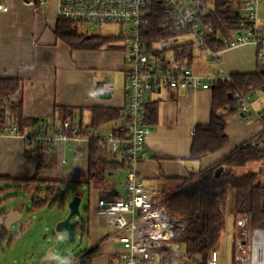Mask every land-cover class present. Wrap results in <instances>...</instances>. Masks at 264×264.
Instances as JSON below:
<instances>
[{
	"label": "crops",
	"instance_id": "crops-1",
	"mask_svg": "<svg viewBox=\"0 0 264 264\" xmlns=\"http://www.w3.org/2000/svg\"><path fill=\"white\" fill-rule=\"evenodd\" d=\"M0 3L8 7L6 11L0 9V78H19L21 83L20 89L4 100V120L14 122L11 111L13 102H22L23 116L45 123L42 127L48 129L62 124L56 117L57 106L76 109L77 120L82 121L84 128L90 122L91 107H115L122 110L125 101L124 81L130 68L126 49H72L54 32L59 21L58 0H47L44 3L36 0H0ZM213 7L214 0H211L209 10ZM256 23L259 32L264 35V2L260 4ZM237 32L239 30L231 32L228 37L220 34L219 38L229 39ZM177 43V46H181L180 52L186 54L178 57V53L171 49L165 54L168 60L183 58L197 74L203 76L217 71L218 63L211 59L208 52L194 50L190 38ZM186 44L188 46L184 51L183 46ZM189 50H192V58L187 54ZM259 61L258 45L246 42L224 50L220 65L226 74L232 75L255 72ZM104 80L111 84L112 95L109 99L99 95ZM214 85L210 89L198 90L164 88L150 95L147 103L156 104V119L146 139V158L139 161L138 171L145 185L153 190V196L164 199L178 189L184 178L217 165L238 145L250 142L262 131L263 121L254 115L244 118L238 111L236 100L216 110L227 123L229 142L226 146L215 153L198 158L192 156L196 126L208 124L211 119ZM263 93H250L255 110L264 109ZM113 122L116 125L119 123L118 120ZM104 125L99 130L103 131ZM89 149L90 140L84 136L63 141L48 151V167L40 172L39 178L56 181L58 185L59 182L74 180H83L89 184ZM110 152L116 161L121 162L125 158L121 151ZM70 161L71 167L62 169ZM37 164L38 151L23 138L7 134L0 136L1 175L28 179L36 173ZM113 173H108V176ZM125 181L126 176L121 191L106 190L104 195L94 193L93 203L86 207L88 217L84 232L88 235V250H100L92 264H123L120 256L123 246L116 239L118 236L114 235V228L109 225L107 218L97 212V203L101 198H112L121 193ZM223 232L224 229L222 240Z\"/></svg>",
	"mask_w": 264,
	"mask_h": 264
},
{
	"label": "built area",
	"instance_id": "built-area-1",
	"mask_svg": "<svg viewBox=\"0 0 264 264\" xmlns=\"http://www.w3.org/2000/svg\"><path fill=\"white\" fill-rule=\"evenodd\" d=\"M36 1L44 3L47 0ZM210 1L158 0L171 19L184 25L188 31L161 38L149 45L142 33L150 25L149 14L154 0H58L59 20L74 25H119L122 44L129 52L130 68L124 81L125 101L119 123L108 131L98 130L84 136L89 140L95 139L98 145H106L112 152H123L126 160L123 191L112 198H101L97 203V212L107 218L123 246L120 252L123 264L189 263L181 243L185 221L167 209L163 198L152 195L153 190L145 185L138 171L139 161L146 158L145 143L153 128L147 121L146 111L150 95L164 88L210 89L219 81H230L231 75L226 74L220 65L222 52L246 42L264 45V35L256 23L264 0H241L240 25L243 29L232 38L225 39L222 49H212L207 42L208 29L203 22ZM0 9L6 11L8 7L0 3ZM182 36L190 38L194 50L209 53L219 65L216 72L199 75L185 59H167L166 52L173 49ZM101 86L103 90L111 91L108 80H104ZM232 96L238 101V111L244 118L254 115L263 120L264 109H254L251 94L235 92ZM79 131L78 124L69 119L49 129L33 127L22 130L17 122L6 120L0 125V136H19L35 151L43 149L46 152L63 141L80 137ZM263 138L264 127L250 142ZM223 239L225 262L221 263L215 249L211 251L207 264H228L230 246L234 248L233 264H264V229L251 228L247 217H233L227 212ZM69 264H79V258L72 257Z\"/></svg>",
	"mask_w": 264,
	"mask_h": 264
},
{
	"label": "trees",
	"instance_id": "trees-1",
	"mask_svg": "<svg viewBox=\"0 0 264 264\" xmlns=\"http://www.w3.org/2000/svg\"><path fill=\"white\" fill-rule=\"evenodd\" d=\"M37 2V1H36ZM241 0H214V7L203 17L204 25L208 29L207 42L214 50L224 47V40L219 35L226 37L231 32L243 27L240 25L239 8ZM150 25L142 36L151 45L153 42L171 36L184 34L188 29L181 23L171 19L164 6L154 0L149 14ZM81 25L59 20L55 35L68 44L72 49H108L124 50L123 37L119 35H87L80 31ZM230 38V37H229ZM188 45L183 46L185 51ZM191 46V45H190ZM181 46H174L178 57L185 55L180 52ZM260 61L255 72L234 73L230 81H219L213 86L212 102L213 112L208 124L196 126L191 155L198 158L215 153L229 142V135L224 117L216 112L219 108L228 106L236 101L232 96L235 92L246 94L264 92V45L258 44ZM192 48V47H191ZM261 52H263L261 54ZM192 58V50L187 53ZM21 87L19 78H0V125L4 122V100L14 95ZM58 117L63 123L69 119L79 126V135L89 136L98 131L104 124L118 120L122 110L115 107L95 106L90 108V122L82 126V121L77 120L76 109L70 107H56ZM11 111L14 122H17L22 130L45 126V123L28 119L23 116L22 102H13ZM147 121L151 125L155 123L157 107L155 103H147ZM264 123V117H263ZM49 153L43 149L38 151V164L36 173L28 179H15L8 175L0 174V195L12 189L20 188L26 191L35 184H42L44 189L37 187L32 196L30 210H40L45 207H53L59 204L65 207V197L58 193V183L52 180L39 178L40 172L48 167ZM264 160V138L256 142H245L238 145L215 167L201 170L184 178L175 192L164 197L167 209L179 215L185 221V230L181 237V243L188 256V264H207L209 255L221 239L225 226V216L229 211L233 217L245 216L249 219L251 228L264 229V183L261 177L264 170L241 172V168L248 164ZM126 169L125 158L119 162L112 158V154L106 145H98V142L90 138L89 149V179L104 178L109 172L116 169ZM222 168L219 176L216 172ZM10 197V195H9ZM7 197V198H9ZM0 200L2 204L5 200ZM87 210V208H86ZM5 211H0L3 217ZM87 220L82 221L81 230L86 228ZM8 236V230L3 226L0 231V243ZM14 236L8 238L11 242ZM100 253L99 248L80 252L77 257L79 264H92Z\"/></svg>",
	"mask_w": 264,
	"mask_h": 264
},
{
	"label": "rangeland",
	"instance_id": "rangeland-1",
	"mask_svg": "<svg viewBox=\"0 0 264 264\" xmlns=\"http://www.w3.org/2000/svg\"><path fill=\"white\" fill-rule=\"evenodd\" d=\"M80 30L88 35H115L120 34L122 29L117 24H87L83 25ZM186 40H189V38H180L177 42ZM126 52L129 56V52ZM168 56H171V54H168ZM114 125H116L114 122L105 124L103 131H107ZM69 157L70 155H68V159ZM69 167H71V161L65 164L62 169L66 170ZM249 170H264V160L248 164L241 168V172H247ZM113 172L110 176L106 175L104 178L91 180L89 184L83 180H74L68 183L59 182L58 193L60 194V199L64 196L66 202L64 208H60L59 204H57L53 207H45L40 210H30L34 190L37 187L44 189L45 186L42 184H35L28 191L15 188L9 192L2 193L0 200H4L9 195L10 197L0 206V211L3 210L7 213L11 208H15L21 211L22 218L8 230V236H14L12 241L9 242V237H7L0 243V264H69L72 257L77 256L82 251L88 250L89 240L87 232L81 230L82 221L87 220L88 217V209L86 210V207L93 203L94 193L104 195L106 190H122L126 176L125 170L119 168ZM261 181L264 183V174L261 177ZM76 195H80L82 201L80 204V213L75 215L73 219L80 220V224L75 241H71L68 232L66 230L57 231L56 226L70 213L68 204ZM3 226L4 224L0 223V231ZM116 239H119V237H116ZM216 250L220 255L221 263L225 262L226 246L224 239L218 242ZM228 251L227 262L228 264H233V246H230ZM49 252H53L56 258L52 261H42V258Z\"/></svg>",
	"mask_w": 264,
	"mask_h": 264
},
{
	"label": "water",
	"instance_id": "water-1",
	"mask_svg": "<svg viewBox=\"0 0 264 264\" xmlns=\"http://www.w3.org/2000/svg\"><path fill=\"white\" fill-rule=\"evenodd\" d=\"M99 95L102 98L109 99L112 94L111 91L101 90ZM221 172L222 168H219L216 172V175L219 176ZM80 202L81 197L79 195H76L68 204L70 213L56 226L57 231L66 230L71 241H75V236L77 234L78 226L80 223V220L73 219L75 215L80 213ZM21 216L22 214L20 211L11 208L4 217H0V223H3L4 227L9 230L13 224L17 223L21 219ZM55 258V254L53 252H49L42 258V261H52Z\"/></svg>",
	"mask_w": 264,
	"mask_h": 264
}]
</instances>
